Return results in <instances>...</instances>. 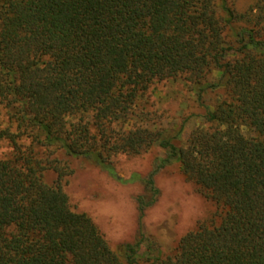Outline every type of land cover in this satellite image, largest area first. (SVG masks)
Listing matches in <instances>:
<instances>
[{
  "label": "trees",
  "instance_id": "16d2710c",
  "mask_svg": "<svg viewBox=\"0 0 264 264\" xmlns=\"http://www.w3.org/2000/svg\"><path fill=\"white\" fill-rule=\"evenodd\" d=\"M0 0V264H264V0ZM215 79H209L213 72ZM182 78L205 108L184 146L144 108L150 86ZM219 91L213 108L203 96ZM159 147L144 178L112 157ZM121 183L176 163L215 206L164 254L139 229L111 247L73 211L63 159ZM56 173L47 182V170Z\"/></svg>",
  "mask_w": 264,
  "mask_h": 264
},
{
  "label": "rangeland",
  "instance_id": "374dc122",
  "mask_svg": "<svg viewBox=\"0 0 264 264\" xmlns=\"http://www.w3.org/2000/svg\"><path fill=\"white\" fill-rule=\"evenodd\" d=\"M239 9L247 0H235ZM218 77L213 72L209 79ZM220 98L219 91L203 96L205 106L213 108ZM144 108L164 127L181 128L178 145L184 146L192 129L202 121L205 108L196 100L182 78L165 79L153 83L143 101ZM0 123L2 117L0 113ZM10 152L7 141L0 143V157ZM52 157L63 159L72 173L64 177L63 186L73 211L84 212L95 222L111 247L133 241L139 229L155 239L164 254L172 253L178 240L194 229L199 221L212 217L215 206L186 180L176 163L160 169L154 175L158 195L155 202L145 208L139 219L136 197L150 193L144 191L141 181L121 183L107 171L83 157L65 156L57 151ZM163 156L159 147H151L137 155L119 154L112 157V165L119 177L128 178L136 173L144 178L153 169L157 158ZM56 173L49 169L44 173L47 182L54 181Z\"/></svg>",
  "mask_w": 264,
  "mask_h": 264
}]
</instances>
